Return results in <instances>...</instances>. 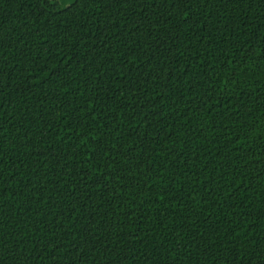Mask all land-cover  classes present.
<instances>
[{
	"label": "trees",
	"instance_id": "16d2710c",
	"mask_svg": "<svg viewBox=\"0 0 264 264\" xmlns=\"http://www.w3.org/2000/svg\"><path fill=\"white\" fill-rule=\"evenodd\" d=\"M0 170L2 264H264V0H0Z\"/></svg>",
	"mask_w": 264,
	"mask_h": 264
},
{
	"label": "snow or ice",
	"instance_id": "6c2138e0",
	"mask_svg": "<svg viewBox=\"0 0 264 264\" xmlns=\"http://www.w3.org/2000/svg\"><path fill=\"white\" fill-rule=\"evenodd\" d=\"M69 3L72 6H76L79 3V0H69ZM69 5L66 4L65 7L67 8ZM185 19H187V17H185ZM0 175H2V170H0ZM0 264H2V258H0Z\"/></svg>",
	"mask_w": 264,
	"mask_h": 264
}]
</instances>
